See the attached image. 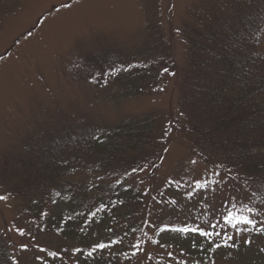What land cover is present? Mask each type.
<instances>
[{
    "label": "trees",
    "instance_id": "obj_1",
    "mask_svg": "<svg viewBox=\"0 0 264 264\" xmlns=\"http://www.w3.org/2000/svg\"><path fill=\"white\" fill-rule=\"evenodd\" d=\"M223 5L225 11L210 20L181 28L186 61L178 108L193 154L225 178L229 191L248 190L251 196L243 202L255 200L260 210L252 208L256 217L244 209L240 213L259 223L264 222V0H226ZM146 22V31L155 37L144 52L103 50L86 60L88 77L105 80L127 72L154 77L165 69L174 73L165 38L151 18ZM113 68L119 70L108 75ZM170 125L162 114L112 125L79 114L39 143L25 144L21 154L0 158V193L19 201L20 213L35 221L38 233H48L51 241L57 238L60 253L53 256L48 250L39 264H176L174 259L142 258L150 215L159 225L202 223V231L211 235H203L199 247L156 242L163 249L177 248L180 262L190 257L184 264L213 263L215 252L209 245L219 241L217 233L226 235L222 231L227 228L219 225L226 215L206 214L205 203L195 202L193 191L183 189L180 195L175 186L172 194L185 197L195 212L180 216L177 211L185 204L173 209L160 198L163 192L155 199L147 194V199L146 191L132 185L146 169L155 174L174 131ZM57 204L64 207L53 212ZM150 204L153 210L148 212ZM217 207L241 215L231 206ZM237 227L241 235L254 231L251 225ZM3 234L0 231V264H15V248ZM101 244L105 247H98Z\"/></svg>",
    "mask_w": 264,
    "mask_h": 264
},
{
    "label": "rangeland",
    "instance_id": "obj_2",
    "mask_svg": "<svg viewBox=\"0 0 264 264\" xmlns=\"http://www.w3.org/2000/svg\"><path fill=\"white\" fill-rule=\"evenodd\" d=\"M65 3L71 7L63 8ZM223 4L226 0H0V158L21 154L25 144L39 143L42 137L56 133L79 114L101 125L162 114L174 131L169 133L170 141L155 174L146 169L132 180L136 189L146 191L147 199V194L152 193L151 198L155 199L157 193L163 192L160 198L168 200L173 209L185 204L186 198H177L171 189L179 186L180 195L183 189L193 191L195 202L203 201L208 215H228L229 211L217 210V206H231L239 214L242 209L258 207L255 200L243 202L251 196L248 190L229 191L225 178L193 154L178 108L179 79L186 61L181 28L210 20L225 11ZM148 18L165 38L175 72H156L154 77L127 72L105 80L90 79L86 60L99 57L101 51L132 55L149 47L155 35L146 31ZM148 174L152 177L148 178ZM5 197L0 200V231L15 248V264H39L50 250L60 253L56 235L52 234L55 240L51 241L48 233H38L35 221L20 213L19 201ZM189 205L185 204L177 214H194ZM63 207L57 204L53 212ZM152 208L150 204L148 212ZM261 223L256 227H261ZM219 225L227 228L222 231L227 235L220 233V237L226 240L231 236L228 243L235 247H227L224 257L214 255L213 264H264V240L249 238L251 243H246L235 229L227 226L225 218ZM158 226L150 215L142 258L186 263L188 257L180 258L181 262L175 257L177 248L163 249L156 240L183 248L197 247L195 243L202 239L200 232L184 222H163ZM239 243L241 250L236 248Z\"/></svg>",
    "mask_w": 264,
    "mask_h": 264
},
{
    "label": "snow or ice",
    "instance_id": "obj_3",
    "mask_svg": "<svg viewBox=\"0 0 264 264\" xmlns=\"http://www.w3.org/2000/svg\"><path fill=\"white\" fill-rule=\"evenodd\" d=\"M62 7L63 8H69L71 7V5L65 3V4H62ZM119 69H116V68H113L111 70L110 73H108V75H112V74H115V72H117ZM124 70H127V69H124ZM165 72L167 71V69L164 70ZM2 199H6V197H3V196H0V200ZM247 211L251 212L253 211L251 208H248ZM225 222L230 225L231 227L233 228H236L237 229V232H239V228L237 227L239 224H245V225H251L257 232H261V233H264V227H260V228H256V221L249 218L248 216H243V215H237L236 213L232 212V211H229L228 212V215L225 217ZM181 231H189L188 229H182ZM193 231H197L196 229H194ZM23 234V233H21ZM200 234L201 235H211V233H205L203 231H200ZM217 235H219V233H217ZM227 235V234H226ZM233 238L231 236H228L227 239L224 241V246L226 247H235V244H229L228 241L229 240H232ZM246 243H251V241H245ZM221 245H216L217 248H219ZM98 247L100 248H103L105 247V245L101 244V245H98ZM41 251H45V249H41ZM50 255H53L55 256L56 253H50ZM89 255H91V253H89Z\"/></svg>",
    "mask_w": 264,
    "mask_h": 264
}]
</instances>
